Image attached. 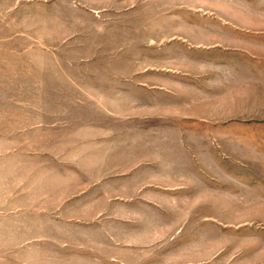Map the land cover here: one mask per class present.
Here are the masks:
<instances>
[{
	"label": "rangeland",
	"instance_id": "rangeland-1",
	"mask_svg": "<svg viewBox=\"0 0 264 264\" xmlns=\"http://www.w3.org/2000/svg\"><path fill=\"white\" fill-rule=\"evenodd\" d=\"M0 264H264V0H0Z\"/></svg>",
	"mask_w": 264,
	"mask_h": 264
},
{
	"label": "crops",
	"instance_id": "crops-1",
	"mask_svg": "<svg viewBox=\"0 0 264 264\" xmlns=\"http://www.w3.org/2000/svg\"><path fill=\"white\" fill-rule=\"evenodd\" d=\"M84 200H86V199H84Z\"/></svg>",
	"mask_w": 264,
	"mask_h": 264
}]
</instances>
